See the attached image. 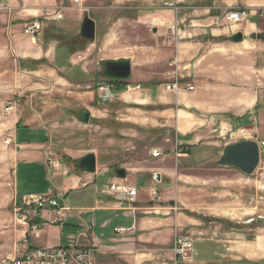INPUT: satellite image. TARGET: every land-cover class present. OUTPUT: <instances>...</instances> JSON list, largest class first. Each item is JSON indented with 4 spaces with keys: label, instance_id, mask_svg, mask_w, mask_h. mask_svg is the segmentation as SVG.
I'll list each match as a JSON object with an SVG mask.
<instances>
[{
    "label": "crops",
    "instance_id": "crops-1",
    "mask_svg": "<svg viewBox=\"0 0 264 264\" xmlns=\"http://www.w3.org/2000/svg\"><path fill=\"white\" fill-rule=\"evenodd\" d=\"M224 4L228 9L256 8L264 7V0ZM0 7L12 11L0 14L15 64L3 76L11 106L8 115L0 116V137L7 136L10 145L3 146L0 139V150L14 161L15 204L45 194L53 185L66 192L72 210L63 227L52 224L56 215L50 212L40 218L37 231L16 225L19 237L26 232L35 248L94 247L97 264H264V258L235 259L226 243L205 238L212 228L197 205L205 195L190 192L194 185L204 190L207 182L190 171L218 165L225 136L264 144V41L251 38L259 37L257 23L243 25L241 31L222 29L213 26L217 12L196 8L194 16L201 17L190 21L196 28L182 30L178 42L167 44L173 46L170 55L181 85L194 90L168 91L165 81L173 78L168 70L158 73L131 62L130 81L105 101L98 94L105 81L100 69L85 62L90 51L61 43L60 37L84 20L72 0H0ZM46 9L72 11L73 16L64 14L61 26L44 16ZM34 19L42 21L43 30L33 37L24 26ZM237 33L244 40L230 41ZM84 110L90 113L88 124L81 121ZM64 129L69 133L62 135ZM64 138L67 147L56 154ZM81 143L90 147L77 149ZM92 153L97 171L90 174L78 162ZM175 164L179 211L170 209L179 205L166 201L164 193V177L174 178ZM106 176L110 185L101 189L99 179ZM112 185L136 188L137 197L119 201ZM153 190L161 195L160 203L153 201ZM224 232L235 234L229 227ZM181 234L196 237L192 258L184 262L173 252L174 239ZM6 238L11 247L12 236ZM243 246L250 251L249 243Z\"/></svg>",
    "mask_w": 264,
    "mask_h": 264
},
{
    "label": "rangeland",
    "instance_id": "rangeland-1",
    "mask_svg": "<svg viewBox=\"0 0 264 264\" xmlns=\"http://www.w3.org/2000/svg\"><path fill=\"white\" fill-rule=\"evenodd\" d=\"M73 1L74 0H72V2ZM225 1L226 0H80L79 4H75L77 10L83 12V18L88 16L96 23L95 40L93 42H87L79 35L82 22L75 27V29H72L67 36H61L60 39L62 40L61 43L65 42L70 46H80L81 50H89L90 54L85 59V62L89 63L92 67L97 66L100 72H102L101 64L104 61L127 58L139 67H147L145 65H148V69L154 72L164 73L168 70L173 77L172 80L180 84V91H182L186 90L188 86H192L193 88L194 86L181 85L178 79V71H176L178 69L177 64H174L175 66L173 67L174 59L170 54H172L174 49L173 46L167 45L170 28L176 27L179 32V41L182 38V30L196 28V26H193V23L190 22L197 17H201L194 16L196 8H211L212 12H217L219 15L218 17L229 11L242 8L228 9L224 6ZM261 8L262 7L244 8L256 11L253 16L245 21L234 24H216L215 19L213 26L222 29L228 28L231 31H241L244 29L242 27L243 25L255 22L259 28L258 38L263 40L261 36L264 35V16L262 17V15L257 12ZM77 10L76 12H78ZM3 11H11V8L0 7V14ZM60 12L62 15H67V19L73 16L72 11L59 10V13ZM64 18L63 16V19L60 20L61 26H63L62 23L66 21V18L65 20ZM32 21H28L25 24L24 30ZM155 28L158 30L157 33L153 32ZM9 50V34L0 24L1 117L8 115L11 106L9 104L10 101L5 100L7 89H4L5 78L3 77L4 72L13 70L15 65L11 60L12 57ZM172 80L165 81L166 85L171 84L173 82ZM114 86V96L116 97L122 87L115 83ZM261 111L264 117V100L262 101ZM67 133L69 132L64 129L62 135H66ZM6 138L7 136L0 137L3 146L10 145V141L9 144L6 143ZM239 139L241 138L227 135L220 141L224 145L223 149L225 150L228 145L236 143L234 141ZM60 141L61 142L57 143L54 150L55 153L59 155L62 154L63 149L67 147L68 144L65 138ZM89 147L90 145L87 147L83 146V143H81L76 148L83 150ZM261 148L262 155H264V144H262ZM81 155H83V153H81ZM13 165L14 161L7 155L5 150H0V264L4 258L13 254L14 246L22 238L17 234L19 233L18 230L20 226L14 219V212L17 208L15 197L17 196L14 187ZM190 172L207 180L205 183L206 185L203 186L204 190L194 185L191 187L193 191H190L191 193L196 192L205 195V199L201 203L198 202L197 205L199 206L198 209H200V212L208 215L205 220L208 225L210 224L209 226L212 230L204 237L219 241L220 243H226L230 249L229 254L233 255L235 259L242 258V256H248L250 259L264 258V159L255 173L250 176L241 173L238 169L222 167L219 164L215 165V167L208 165L204 167L201 166ZM173 174L174 178L164 177L167 184L164 193H166V201H173L180 206L175 205V207L170 209L179 211L181 210V205L177 202L179 195L177 186L180 180L177 164L174 165ZM168 179L170 180L167 181ZM173 183H175V185H173ZM212 184L217 185L212 186ZM99 185L101 189L109 186V177L100 178ZM161 200L162 198L160 195V201L156 202L160 203ZM165 206L169 208L168 203H166ZM195 211H197V209ZM189 213L195 216L197 215L198 218L202 217V215L200 216L195 212L190 211ZM16 225H18L17 227H19V229H16ZM217 226L219 227L218 229L215 228ZM225 227H229L231 232L235 234L224 232ZM6 235H10V238L11 236L13 238L11 247L9 246V239L6 238ZM181 235L190 238L187 235ZM194 238L196 237H193V239ZM190 239L193 240L192 238ZM247 243H249L250 246L249 252L245 251L246 249L244 250L243 248L245 247L243 244Z\"/></svg>",
    "mask_w": 264,
    "mask_h": 264
},
{
    "label": "built area",
    "instance_id": "built-area-1",
    "mask_svg": "<svg viewBox=\"0 0 264 264\" xmlns=\"http://www.w3.org/2000/svg\"><path fill=\"white\" fill-rule=\"evenodd\" d=\"M80 0H74V4H79ZM256 11L250 9H236L229 11L216 18V24L229 23L234 24L249 19ZM264 16V7L257 11ZM44 16L47 19L53 18L56 21L63 19L59 11L46 9ZM43 30L42 21L36 19L26 26L25 33L36 36ZM179 32L176 27L170 28L168 43L178 41ZM168 91H180V84L174 81L166 85ZM193 91L192 86L186 88ZM115 86L110 80H105L98 86V94L105 101H111L114 98ZM9 144V140L6 141ZM159 154H154L157 157ZM110 190L117 195V199L123 202H132L137 197L136 188L125 185H112ZM154 202L160 201L158 191H152ZM50 212L56 215L52 224L65 226L68 215L72 210L66 202V192L55 186H51L47 193L41 195H29L23 198L22 203L17 204L14 217L17 224L23 229L37 231L39 223L35 222L36 218H41L45 213ZM194 250V241L188 237L177 235L173 243V252L176 258L181 261H188L192 258ZM1 264H97V250L94 247H80L78 244L72 246H61L55 248H35L30 245L27 233L14 246L13 254L4 258Z\"/></svg>",
    "mask_w": 264,
    "mask_h": 264
},
{
    "label": "water",
    "instance_id": "water-1",
    "mask_svg": "<svg viewBox=\"0 0 264 264\" xmlns=\"http://www.w3.org/2000/svg\"><path fill=\"white\" fill-rule=\"evenodd\" d=\"M153 32L157 33L158 30L155 28ZM80 36L89 42H93L96 38V23L88 16L83 20ZM251 38L256 40L258 37L253 35ZM261 38L264 40V35ZM243 40V33H237L230 38V41L234 43H240ZM101 75L105 80L126 82L132 76V63L127 59L104 61ZM89 119L90 113L84 110L81 113L82 123L88 124ZM263 159L264 155H262L260 144L254 140H245L228 145L218 164L222 167L238 169L241 173L250 176L259 168ZM78 165L86 173H95L97 171V157L93 153L88 154L79 160ZM120 176L124 177L125 173L121 171ZM155 179L159 180V176L156 175ZM35 222H40V219L36 218Z\"/></svg>",
    "mask_w": 264,
    "mask_h": 264
},
{
    "label": "trees",
    "instance_id": "trees-1",
    "mask_svg": "<svg viewBox=\"0 0 264 264\" xmlns=\"http://www.w3.org/2000/svg\"><path fill=\"white\" fill-rule=\"evenodd\" d=\"M111 82H113V83L119 85L120 87L126 85V82H121V81H111Z\"/></svg>",
    "mask_w": 264,
    "mask_h": 264
}]
</instances>
